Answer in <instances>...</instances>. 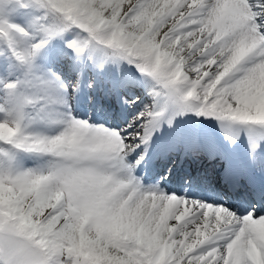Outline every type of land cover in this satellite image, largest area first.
<instances>
[{
    "label": "snow or ice",
    "instance_id": "1",
    "mask_svg": "<svg viewBox=\"0 0 264 264\" xmlns=\"http://www.w3.org/2000/svg\"><path fill=\"white\" fill-rule=\"evenodd\" d=\"M5 2L41 14L31 32L0 20L22 72L0 79V142L11 146L0 148V264H264V182L232 179L246 204L239 214L145 187L136 175L156 133L187 112L220 122L232 142L245 134L254 166L264 165V0ZM55 40L54 65L69 56L134 65L152 82L153 103L128 119L93 95L85 104L105 123L73 116L79 82L37 64ZM53 116L64 125L57 135L26 131L25 121ZM13 149L52 159L46 170L21 169Z\"/></svg>",
    "mask_w": 264,
    "mask_h": 264
},
{
    "label": "rangeland",
    "instance_id": "2",
    "mask_svg": "<svg viewBox=\"0 0 264 264\" xmlns=\"http://www.w3.org/2000/svg\"><path fill=\"white\" fill-rule=\"evenodd\" d=\"M41 13L37 10L29 9H20L12 6L10 3L5 2L2 6H0V20H6L9 23L18 24L25 29H28L30 32L32 31L31 25L35 22L36 17H38ZM27 38L17 37V46L22 47L24 40ZM0 52H3L4 55H0V79L4 80H15L22 75L21 70L17 66V64L11 59V55L7 51L6 43L4 40H0ZM45 49L41 53V57L37 60V64L46 68H52L53 71H56L59 75L58 69L55 68L54 65L47 62V58L44 57ZM129 65L126 62V66ZM149 80V79H148ZM150 81V80H149ZM151 82V81H150ZM3 93L0 91V98H2ZM189 112L184 113L182 115H178V117H184L188 115ZM196 115L195 112H191ZM197 116V115H196ZM200 117L201 121L203 120L202 116ZM54 117L48 119L52 121ZM25 128L28 133L32 134H40L43 136H54L57 135L60 131H62L63 127L59 128L57 125H50L45 121H41L39 118L35 119V122L29 123L25 121ZM0 148H11L10 145L3 144L0 142ZM18 153L17 166L21 169H34V168H43L47 169L49 161L52 159L48 156H40L36 154H25L20 150H15ZM42 164V165H39Z\"/></svg>",
    "mask_w": 264,
    "mask_h": 264
},
{
    "label": "bare ground",
    "instance_id": "3",
    "mask_svg": "<svg viewBox=\"0 0 264 264\" xmlns=\"http://www.w3.org/2000/svg\"><path fill=\"white\" fill-rule=\"evenodd\" d=\"M75 62H77V63H79V61H75ZM122 63V62H121ZM86 68L87 69H89V67L88 66H86ZM66 83V82H65ZM145 101H147V105H151L152 103H153V100L150 102V99L149 100H147V99H144ZM69 104H70V95H69ZM70 106H71V104H70ZM58 109H59V112H66V111H68V109H65V108H63V107H59L58 106ZM141 110H143V109H141ZM141 110H139V111H141ZM139 111H137V112H139ZM137 113L136 112H133V110H130L129 111V115L128 116H126L128 119H131L132 117H134L135 115H136ZM176 123H179V124H181V128H183L184 127V125L187 123L188 125H190L192 128H194V129H198L199 131H203V133H210V134H212L214 131H217L220 135H223V130H222V128H221V124H220V122H218V121H216L214 118H210V120L207 118L206 120H205V122L204 123H199L198 121H197V119L196 118H193V117H189V116H187V117H184V118H182V119H179V121L178 122H176ZM60 125H63L62 123H59ZM173 125H175V123L173 124ZM172 125V126H173ZM169 129H171V128H169ZM180 136V134H178V137ZM178 137H175L174 139H170L169 141L168 140H165V138L164 137H162L161 139H160V148L161 147H164L162 150L166 153V154H174L175 153V151L179 148V146H180V143H179V140H178ZM180 139V138H179ZM159 147L158 148H154L153 149V153H152V155L153 154H155L159 149H160ZM189 149L190 148H184L183 150H182V154H181V156H180V160H181V162H184L186 159H189V154H188V152H189ZM159 154V152L158 153H156V157H157V155ZM218 155V154H217ZM216 156V155H215ZM212 160L214 159L213 157L211 158ZM151 185H149V184H147V186L146 187H150ZM165 193H168V194H175V195H177V196H183V197H188V198H190V199H194V198H191V197H189V196H187V195H185V194H183L182 193V191L178 188H175V189H172V190H168V191H166ZM207 202H209V203H213L212 201H209V200H206ZM262 214H264V213H262ZM170 223H174V221H172V222H170Z\"/></svg>",
    "mask_w": 264,
    "mask_h": 264
}]
</instances>
